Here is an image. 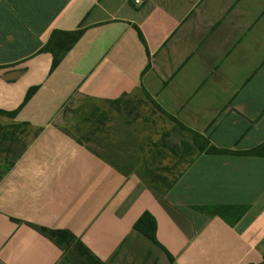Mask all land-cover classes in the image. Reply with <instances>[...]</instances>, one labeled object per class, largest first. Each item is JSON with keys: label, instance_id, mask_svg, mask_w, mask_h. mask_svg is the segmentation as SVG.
Masks as SVG:
<instances>
[{"label": "crops", "instance_id": "obj_1", "mask_svg": "<svg viewBox=\"0 0 264 264\" xmlns=\"http://www.w3.org/2000/svg\"><path fill=\"white\" fill-rule=\"evenodd\" d=\"M143 91L189 130L160 199L58 123L77 100ZM0 111L31 130L0 179V264H71L37 228L102 264H264V0H0ZM145 211L157 245L133 231Z\"/></svg>", "mask_w": 264, "mask_h": 264}, {"label": "trees", "instance_id": "obj_2", "mask_svg": "<svg viewBox=\"0 0 264 264\" xmlns=\"http://www.w3.org/2000/svg\"><path fill=\"white\" fill-rule=\"evenodd\" d=\"M81 31L66 33L68 41L65 45H62L57 50H50L52 53V65L51 69H54L60 62L64 54L70 49L74 42L80 36ZM33 89L29 90L26 98L32 93ZM144 98L154 107V109L162 116L166 117L170 123L174 124L172 130H162L159 133L157 141L152 142L144 138L141 145L135 143V131L126 130V139L129 141L130 147H134V151L124 156H118L114 159L120 160V158L125 157L124 161L114 162L113 159L109 160L108 156L99 155L91 151L95 156L112 166L116 171H118L125 178L131 174H136L141 180L143 185L156 197L162 198L163 195L174 185L178 177L181 175L179 170L172 179H168L167 175H171L174 170L178 169L176 164L172 166L163 165L162 162L166 158L173 157L179 162L185 155L189 152L191 146L184 140L182 135L183 132H189V130L178 122L173 116L167 114L162 108H160L150 96L143 91ZM126 96L122 98L106 102V104L111 106H117L122 104L123 106V126L129 127L135 123L139 118L137 114V109L142 105V101L132 102L125 99ZM116 112L119 109L116 108ZM77 116L85 124H90L92 129L85 134L81 135L79 138L73 137L67 130L64 131L70 135L78 144L84 146L83 142L90 141L91 137L95 133H104L105 124L107 122V116L98 106H93L91 110L85 112L81 108L75 110ZM134 114V116H132ZM16 115V111L13 112H2L0 111V116H6L13 119ZM146 122V118L142 119V123ZM27 124H17L12 123L8 126L0 125V164L4 163L3 170L0 171V179L6 174V172L13 166L14 162L21 156V154L26 149L28 142L24 140L26 136ZM115 132L117 133V129ZM177 133L179 135L178 142H170L171 133ZM37 135V131L33 133L32 137ZM99 143L102 139H97ZM205 142V141H204ZM143 144L147 146L146 154H141L143 149ZM5 145V146H4ZM118 147V146H117ZM119 148V147H118ZM206 148V149H205ZM88 149V148H87ZM89 150V149H88ZM137 151V153H136ZM199 151H206L210 153H222V151L216 150L214 148H207L206 142L203 143ZM11 155L8 160L7 157ZM140 155V156H139ZM147 156V157H146ZM118 158V159H117ZM213 212H211V215ZM156 223L152 215L145 211L136 220L133 225V231L141 234L144 238L151 241L153 244L157 245L155 237ZM37 231L50 239L56 246L62 249L65 254V250L73 245L76 249L75 258L63 257V260L70 262L71 264H102L98 259L90 254V252L80 243V241L73 236L70 232L66 230H47L44 228H37Z\"/></svg>", "mask_w": 264, "mask_h": 264}, {"label": "rangeland", "instance_id": "obj_3", "mask_svg": "<svg viewBox=\"0 0 264 264\" xmlns=\"http://www.w3.org/2000/svg\"><path fill=\"white\" fill-rule=\"evenodd\" d=\"M136 98H140L142 101V105L139 106L137 109V114H139L140 118L130 125L129 127L123 126V106L117 105V106H111L106 103L102 102H96L92 103L91 101L80 99L77 100L75 103H73L58 119L59 125L67 130L73 137L79 138L81 135L85 134L86 132L90 131L92 129L90 124H85L81 119L77 116V113H75V110L77 108H81L85 112H88L92 109L93 106H98L102 112L105 113L107 116V122L105 124L104 133H95L94 136L91 137L90 141L83 142L84 147L88 151H93L99 155L102 156H108L109 160H112L114 162H120L124 161L125 157L120 158V160L114 159V156L119 158L120 156H124L125 154H129L132 151H134V147H130L129 140L126 139V130H134L137 131V134L135 137H137V142L139 140L141 143L143 142L144 138L147 140H156V136L162 131V130H170L171 127H173V123H170L166 117L160 115L154 107L140 94L137 95V97L132 96V102H135ZM116 108L119 109V112H116ZM134 116V114L132 115ZM146 118V122L142 123V119ZM12 124L11 120L0 118V125L1 126H8ZM117 129V133L115 132ZM184 133V132H183ZM183 136H186V134H183ZM31 137V130L26 129V136L24 138L25 141L29 143ZM177 135L175 134V139ZM97 139H102V142L99 143ZM138 144V143H137ZM5 146V145H4ZM119 148H118V147ZM147 150V146L143 144V149L141 154L145 155ZM90 151V152H91ZM92 153V152H91ZM137 153V151H136ZM93 154V153H92ZM147 155V154H146ZM97 157V156H96ZM147 157V156H146ZM11 158V155L7 157L9 160ZM117 158V159H118ZM100 159V158H99ZM103 161V160H102ZM163 164L170 165L171 161L168 164V161L165 160ZM4 163L0 164V171L4 168ZM179 169V168H178ZM174 170L171 175H167L169 179L173 177L174 174L177 173V170Z\"/></svg>", "mask_w": 264, "mask_h": 264}, {"label": "built area", "instance_id": "obj_4", "mask_svg": "<svg viewBox=\"0 0 264 264\" xmlns=\"http://www.w3.org/2000/svg\"><path fill=\"white\" fill-rule=\"evenodd\" d=\"M133 3H134L135 5H139V4L141 3V0H133Z\"/></svg>", "mask_w": 264, "mask_h": 264}]
</instances>
